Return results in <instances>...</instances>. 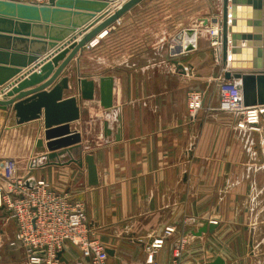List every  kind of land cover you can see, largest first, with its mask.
I'll list each match as a JSON object with an SVG mask.
<instances>
[{
  "label": "crops",
  "instance_id": "crops-1",
  "mask_svg": "<svg viewBox=\"0 0 264 264\" xmlns=\"http://www.w3.org/2000/svg\"><path fill=\"white\" fill-rule=\"evenodd\" d=\"M127 1H111L101 13H96L94 19L63 41L54 42V48L48 47L51 41L46 37V28L52 26L54 30L49 35L59 36L67 34L73 22L82 24L86 18L58 14L55 17L57 21L52 23L53 14H50L48 22L25 23L23 28L18 26L22 21L16 17L0 14V18H5L0 22V68L20 70L0 86V90H4L0 99L50 62L64 45L71 40V44L79 42ZM221 8V0H142L80 49L56 81L44 90L48 92L64 76L69 78V88L64 90L63 99L76 96L81 108V118L70 124L71 130H77L82 136V150L73 156L76 159L84 158L86 154L94 156L98 169L97 186H89L85 163L82 168L75 163L42 166L44 155L48 153L43 115L39 120L20 125L13 110L0 108V123L4 128L0 146L19 144L21 148L20 157L5 156L0 152V159H13L17 163L26 159L25 167L18 170L17 166L19 174L45 180L54 190L83 204L93 234L96 236L95 231L101 229V235L96 237L104 242L107 249L114 250V255H109V264L135 262L128 263L132 261L127 248L129 244L126 243L128 240L142 251L135 263L141 262L145 256L144 244L153 237H160L166 227L175 226V221L188 214L190 207L195 209V203L220 205L214 193L219 194L222 177L229 178L230 211L243 209L244 216L240 212L225 223L213 217L217 223L214 232L194 236L195 240L208 236L237 240L234 254H218L215 258L222 257L226 264H264V151L261 150V142L252 131L231 126L236 130L235 136L239 141L236 137L234 140L239 145L235 142L232 146H236L237 151L230 153L229 150L223 155L219 152L220 124L202 117L210 107V91L216 90L218 94V97H212V107L216 105V99H220L219 84L215 79L217 73H204L200 67L205 52L210 51L215 59L214 65H218L221 71L224 69L220 48L210 45L208 34V29L216 25L215 18L220 17ZM2 11L4 8L0 7ZM104 14L107 15L87 29L93 20ZM60 20L62 23L59 24ZM68 22L71 24L67 25ZM194 26L200 28L197 48L174 56L171 52L173 39L183 40V43V30ZM80 30L87 31L80 34ZM32 40L45 43L32 45ZM68 47L69 44L64 49ZM30 56L38 59L29 63ZM61 64L62 61L59 62ZM1 73H4L3 77L10 74L6 71ZM106 76L114 79V107L109 110L102 108L99 102L100 78ZM49 78L22 91L29 92ZM79 78L95 82L94 100L79 99ZM193 88L203 95L198 120L193 119L197 116H190L187 106L188 92ZM17 94L6 99L16 98ZM117 134L121 138L119 141L115 138ZM39 138L44 140L43 148L37 147ZM205 145H210L212 152H206ZM61 160H68V155H63ZM33 162L35 168L29 174L28 169ZM195 162L198 163L196 167L191 164ZM226 162L227 168L224 169L222 166ZM210 163H213L211 170L207 168ZM208 177L214 178V183L208 187L212 190L211 196H196L197 201L190 203L192 192L200 195L210 193L203 189L204 182L198 181V178ZM1 213L3 217L8 216L4 211ZM7 219L10 225L5 233L0 234V246H4V249L0 247V264H29L22 249L9 246V240L15 233V223ZM206 223L208 221H203L195 231ZM241 224L244 226L230 228ZM226 226L228 232L224 233ZM192 232L193 229H188L187 233L192 235ZM62 251L64 261L58 264H90V260L83 258L81 250L73 244H68Z\"/></svg>",
  "mask_w": 264,
  "mask_h": 264
},
{
  "label": "water",
  "instance_id": "water-1",
  "mask_svg": "<svg viewBox=\"0 0 264 264\" xmlns=\"http://www.w3.org/2000/svg\"><path fill=\"white\" fill-rule=\"evenodd\" d=\"M111 1L113 0H48L45 3H26L19 0H0V7L4 8V11L0 12V14L16 17L18 21H22L18 22L20 24L18 26L23 28L26 25L22 24L25 23L32 24L40 20L48 22L50 14H53L52 20H50L52 23L57 21L55 17L58 14H72L75 17L86 18V22H82V24L75 22L71 24L68 22L67 25L71 24V27L68 28L67 34L63 33L59 36L49 35L54 28L52 26L51 28H46V37L51 41L48 47L54 48L56 46L54 42L63 41L74 33L77 28L82 27L88 21L94 19L96 13H101L110 5ZM140 1L142 0H128L103 23L97 25L93 30L83 36L79 42L71 44V40L66 44H69V47L66 49H64L66 46L64 45L60 49L61 52L52 58L50 62L30 75L27 80L20 82L16 88L5 95L4 99H0V108H10L13 110L16 122L20 125L39 120L42 115L44 116V138L48 153L44 155L45 162L42 166H68L71 163H75L82 168L85 163L89 186L98 185V169L94 156L92 154H86L84 158L81 157L80 159H76L73 156L74 153H79L82 150V136L77 130L72 131L70 124L81 118V108L78 105V97L69 96L63 99L64 90H68L69 88V78L64 76L48 92L44 90L56 81L80 49ZM221 1L220 18H215L214 23L220 26V53L224 68V79L236 83L237 88L242 93L245 107L264 106V0ZM107 14L93 20V24L87 29L95 26ZM4 20L5 18H0V22ZM58 23H62L61 20ZM86 31L81 32L80 30V34ZM39 39L41 38L39 37ZM41 43L44 44L45 42L40 40H32L31 42L32 45ZM171 52L174 56L181 54L182 48L181 46H177ZM68 53L70 54L68 55ZM18 57L21 58L20 56ZM36 57L30 56L29 63L38 59ZM60 61H62L61 65H59ZM54 68L57 69L54 70ZM5 71L10 72L9 76L3 77L4 73L1 72ZM19 72L20 70L0 68V86H3ZM47 78H49L47 82H44L33 90L29 92L22 91L26 87L42 83ZM77 85L78 96L81 101L95 99L94 81L79 78ZM99 89L100 106L105 110L112 109L114 107L113 77H101ZM3 93L4 90H0V94ZM15 93H18L16 98L6 99ZM17 100L18 102H16ZM115 138L117 141L121 139L119 134ZM37 147H44V140L42 138L38 139ZM65 154L68 155V160H61V157ZM3 210L4 208L0 206V211ZM216 228L217 223L208 222L197 231H193L192 235L201 237L203 234H212ZM107 252L111 256L114 255V250L107 249ZM62 253L63 251H60L57 254L59 261H64ZM207 264H226V262L222 257H217Z\"/></svg>",
  "mask_w": 264,
  "mask_h": 264
},
{
  "label": "built area",
  "instance_id": "built-area-1",
  "mask_svg": "<svg viewBox=\"0 0 264 264\" xmlns=\"http://www.w3.org/2000/svg\"><path fill=\"white\" fill-rule=\"evenodd\" d=\"M216 26L219 27L218 24ZM209 32L212 47L220 48V29L218 28L217 33L211 27ZM198 33L199 31L193 28L183 31L181 35L185 36L184 40L193 37L194 43L190 41L186 44L185 42L186 46H184V43H181L183 40L177 39L178 41L173 42V46H181L182 53L195 50L198 45ZM223 73L224 69L217 80L220 95L218 110L241 113L243 121L239 127L259 131L260 121L264 116V106L245 107L242 93L236 83L226 81ZM187 106L190 116H197L203 107L202 93L190 91L187 96ZM1 128L0 123V130ZM17 166L16 160L0 159V206L4 208L3 211L7 213V217L15 223V233L9 240V246L22 249L29 264H58L57 254L68 244L77 246L83 258L90 260V264H109L107 247L90 229L89 216L83 204L74 202L66 194L54 190L45 180H35L27 175L19 174ZM34 168L33 162L29 166V174ZM192 221V223L186 222L185 227L190 226L193 231L203 224L201 220L193 219ZM208 222L216 223L212 219ZM174 233L175 228L169 226L164 229L160 237L151 238L144 244V259L133 264H161L160 250ZM184 235L183 238L186 240L183 239L174 245L168 264H192L183 261L182 258L186 241L189 243L195 240V237L189 233L188 237Z\"/></svg>",
  "mask_w": 264,
  "mask_h": 264
},
{
  "label": "rangeland",
  "instance_id": "rangeland-1",
  "mask_svg": "<svg viewBox=\"0 0 264 264\" xmlns=\"http://www.w3.org/2000/svg\"><path fill=\"white\" fill-rule=\"evenodd\" d=\"M196 29L197 31L200 30V28L197 27H190L187 29ZM204 27L201 28V30ZM184 29L183 31L187 30ZM207 29V28H205ZM207 31V30H206ZM209 31V29H208ZM207 31V32H208ZM208 34H211L210 32ZM211 38V35H209ZM172 41V40H171ZM173 41H176L175 39H173ZM211 45V44H210ZM212 46V45H211ZM175 48V46H173ZM213 50V49H212ZM206 56L204 58V62L202 67H200V71L207 73V74H211V73H217L215 79L218 80V74L221 73V69L218 67V65H214L215 63V59L212 55V52H205ZM218 75V76H217ZM219 86V85H218ZM190 91H198V89L193 88ZM189 91V92H190ZM188 92V93H189ZM217 91H210L209 93V101H211L210 103V107L209 109L205 111V113H203V116L205 120L207 121H216L220 124V130L219 132L221 133V141H220V150L219 152H221L223 155H225L226 153L228 154V151L230 150V153L232 152H236L237 148L236 146H232L235 144V140L237 138V142L239 141L238 137L235 136L236 130L232 129L231 126H236L239 127L241 122L243 121V116L241 115V113H228V112H223V111H219L218 107H219V100L218 98L216 99V105L212 107V97H216ZM220 96V95H219ZM218 97V96H217ZM206 106V105H204ZM199 116H197L196 118L193 119H199ZM260 130L259 131H252L255 135L254 137L256 139L259 140V142H261V150L264 151V116L263 118H261L260 121ZM230 128H227V127ZM240 128V127H239ZM4 128H1L0 130V135L3 132ZM236 137V138H235ZM236 142V145H239ZM210 143H212L210 141ZM232 146V148L230 149V147ZM206 149V152H212V148L209 145H205L204 147ZM20 145H10V146H0V152L5 155V156H14V157H20L21 155V151H20ZM255 149V148H254ZM243 151V150H242ZM255 151V150H254ZM19 159V158H18ZM20 162L18 163V170L21 169V167H25V163H26V159L25 160H19ZM194 164V167H196L198 165V163H191ZM222 165L224 164V161H222L221 163ZM227 164L228 162L225 163L224 166H222L224 169L227 168ZM209 170L213 169V163H210L208 165ZM201 183L204 182V184H202L203 189L206 191H209L210 193H195L192 192L190 194V203L191 201H193L195 203V201H197V199L195 200L196 196H206V197H210L212 194V190L209 189L208 187L211 186L214 183V178L212 177H208V178H198ZM216 183V182H215ZM220 190H219V194L214 193L216 198H219L218 200H220V205L214 206L213 203H210L208 205L205 206H201L198 203H195V209H192L190 207V210L188 212V214L183 215L182 217H179L175 222H177L175 224V226L173 225L172 227L175 228V233L173 234L172 237L169 238V240L167 241V245L164 247V249L160 250V255H159V261L162 262V264H165L164 261L168 262L169 260H171V251L174 247V245L176 243H180L186 234V237H188V229H192V227L187 226L186 222H193V219L196 220H201V221H208L210 219H212L213 217L215 219H220L222 221L225 222H229L230 219L232 217H236L238 216V214L240 213L241 216H244V212L243 209L240 210H236V209H229V199H228V190H229V178L228 177H222L220 179ZM193 203V204H194ZM191 206V204H190ZM2 211H0V234L1 232L5 233V231L7 230L8 225H10V221L7 219V217H3L2 216ZM176 218H174L175 220ZM229 226V225H228ZM228 226H226V229L223 230L224 233L228 232ZM244 225L241 224L239 226H234L232 225L230 228L231 230H233V228L236 229V227H243ZM96 232V236L99 237L102 233L101 229L95 231ZM223 239V238H222ZM186 240V239H185ZM190 241V240H189ZM243 242V240H242ZM106 243V242H105ZM114 242H112L113 244ZM126 243H128L129 245L127 246V248L129 247V252L131 253V259L132 261L128 262L131 263L135 260L140 259L141 255H142V251L140 250V248L138 246H135L134 244H132V242H130L129 240L126 241ZM131 243V245H130ZM238 243L237 240H230V239H225V240H220V239H214L212 236H208L202 240H193L190 241L189 243H185L184 245V256L182 258L183 261L186 262H191L192 264H203L205 262L209 263L210 260L213 261V258H215L216 255L221 254V255H226V256H231L233 253V249L236 246V244ZM244 243V242H243ZM107 244V243H106ZM1 249H4V246H0ZM170 249V250H169ZM211 261V262H212ZM133 262V263H135ZM131 263V264H133Z\"/></svg>",
  "mask_w": 264,
  "mask_h": 264
},
{
  "label": "bare ground",
  "instance_id": "bare-ground-1",
  "mask_svg": "<svg viewBox=\"0 0 264 264\" xmlns=\"http://www.w3.org/2000/svg\"><path fill=\"white\" fill-rule=\"evenodd\" d=\"M218 18H220V17H218ZM218 28L220 29V26L219 27H217L216 25L213 27V29H214V31H216L217 33H218ZM220 33V32H219ZM189 40V41H188ZM193 40V41H192ZM191 41V43L193 44L194 43V39H193V37L192 38H190L189 39V37L188 38H186L185 40H184V46H186V44H188L189 42ZM185 42H187L186 44H185ZM174 43H175V41H174ZM178 46V45H177Z\"/></svg>",
  "mask_w": 264,
  "mask_h": 264
}]
</instances>
